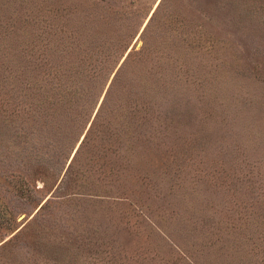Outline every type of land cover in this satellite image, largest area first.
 I'll return each mask as SVG.
<instances>
[{
    "label": "rangeland",
    "instance_id": "1",
    "mask_svg": "<svg viewBox=\"0 0 264 264\" xmlns=\"http://www.w3.org/2000/svg\"><path fill=\"white\" fill-rule=\"evenodd\" d=\"M57 42L131 80L79 150L20 114ZM0 264H264V0H0Z\"/></svg>",
    "mask_w": 264,
    "mask_h": 264
},
{
    "label": "trees",
    "instance_id": "2",
    "mask_svg": "<svg viewBox=\"0 0 264 264\" xmlns=\"http://www.w3.org/2000/svg\"><path fill=\"white\" fill-rule=\"evenodd\" d=\"M57 43L62 46L57 54H43L38 58L42 67L33 66L35 57L32 54L24 56L26 64L20 74L22 84L20 114L27 125L34 124L43 130L50 129L57 135L77 134L75 143L70 145L72 148L83 134L85 123L91 121L79 144V150L88 134L96 127V120L102 114L114 81L117 79L116 91L120 90L122 96L130 86L131 80L129 81L127 77L118 78L121 66L116 67L119 61L114 49H83L74 42L69 45ZM74 51L77 54H74ZM130 54L129 52L125 56L122 63ZM118 106L117 103L115 108L112 107V111L115 112ZM13 111L14 107L11 106V115ZM83 121L86 122L81 125ZM32 135L25 134L26 144L29 145L28 139ZM64 144L56 139L55 146L62 147Z\"/></svg>",
    "mask_w": 264,
    "mask_h": 264
}]
</instances>
